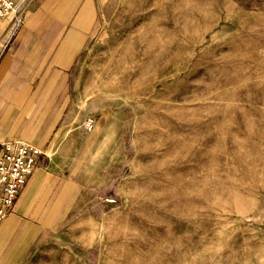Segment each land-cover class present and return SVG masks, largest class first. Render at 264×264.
<instances>
[{
	"label": "rangeland",
	"instance_id": "obj_1",
	"mask_svg": "<svg viewBox=\"0 0 264 264\" xmlns=\"http://www.w3.org/2000/svg\"><path fill=\"white\" fill-rule=\"evenodd\" d=\"M102 1L75 81L116 130L23 264H264V0Z\"/></svg>",
	"mask_w": 264,
	"mask_h": 264
},
{
	"label": "crops",
	"instance_id": "obj_2",
	"mask_svg": "<svg viewBox=\"0 0 264 264\" xmlns=\"http://www.w3.org/2000/svg\"><path fill=\"white\" fill-rule=\"evenodd\" d=\"M102 2L29 0L20 29L14 31L11 17L2 22L0 143L27 141L43 154L0 222V264H23L42 229L57 226L63 213L74 211L84 178L94 177L100 140H109L108 132L116 130L108 101L85 98L75 81Z\"/></svg>",
	"mask_w": 264,
	"mask_h": 264
},
{
	"label": "built area",
	"instance_id": "obj_3",
	"mask_svg": "<svg viewBox=\"0 0 264 264\" xmlns=\"http://www.w3.org/2000/svg\"><path fill=\"white\" fill-rule=\"evenodd\" d=\"M28 2L29 0H0V29L3 20L8 17H11L14 31L20 29ZM86 127L88 130L93 128L90 118L86 121ZM41 154V149L27 141L0 143V222L14 206Z\"/></svg>",
	"mask_w": 264,
	"mask_h": 264
}]
</instances>
